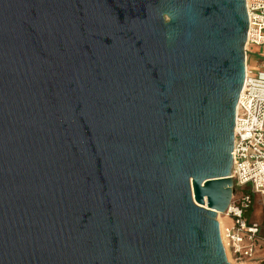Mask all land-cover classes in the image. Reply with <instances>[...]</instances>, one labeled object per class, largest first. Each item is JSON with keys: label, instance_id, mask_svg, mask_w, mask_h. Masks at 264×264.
Segmentation results:
<instances>
[{"label": "water", "instance_id": "95a60500", "mask_svg": "<svg viewBox=\"0 0 264 264\" xmlns=\"http://www.w3.org/2000/svg\"><path fill=\"white\" fill-rule=\"evenodd\" d=\"M245 0H0V264H233Z\"/></svg>", "mask_w": 264, "mask_h": 264}, {"label": "built area", "instance_id": "2783aa9c", "mask_svg": "<svg viewBox=\"0 0 264 264\" xmlns=\"http://www.w3.org/2000/svg\"><path fill=\"white\" fill-rule=\"evenodd\" d=\"M245 5L249 28L245 78L234 120L231 171L234 193L224 212L228 223L220 228V234L226 252L239 260L257 261L262 246L259 237L264 228V0H245ZM255 200L262 210L261 222H251L244 215ZM257 264H264V260Z\"/></svg>", "mask_w": 264, "mask_h": 264}, {"label": "rangeland", "instance_id": "374dc122", "mask_svg": "<svg viewBox=\"0 0 264 264\" xmlns=\"http://www.w3.org/2000/svg\"><path fill=\"white\" fill-rule=\"evenodd\" d=\"M259 206L260 205H259L258 201L255 200L254 206H253V207H255V212L251 218L249 217V220L251 222H261V215H260V207ZM218 216L220 217L221 221L223 222L222 224L228 223V218L224 212H222ZM259 238H260V240H262V242H264V228H262ZM261 247H263V250H262V253H261V251H258V257L259 256H262V257H259V259H257V261L264 260V244H262ZM226 254H227L229 261L232 262L233 264H257V261H251L250 259H243V260L240 259L239 260L236 257H234L233 254L229 251L226 252Z\"/></svg>", "mask_w": 264, "mask_h": 264}, {"label": "crops", "instance_id": "0c3cea01", "mask_svg": "<svg viewBox=\"0 0 264 264\" xmlns=\"http://www.w3.org/2000/svg\"><path fill=\"white\" fill-rule=\"evenodd\" d=\"M260 205V204H259ZM254 206V203H253V205H252V207ZM260 207V206H259ZM253 211H252V213H251V215H250V218L253 216V214H254V212H255V207H253V209H252ZM260 215H261V220H262V210H261V207H260ZM262 241V240H261ZM262 244H264V242H262ZM261 244V245H262ZM262 250H263V247H260L259 248V250L258 251H261V253H262ZM259 257H262V256H259Z\"/></svg>", "mask_w": 264, "mask_h": 264}, {"label": "trees", "instance_id": "16d2710c", "mask_svg": "<svg viewBox=\"0 0 264 264\" xmlns=\"http://www.w3.org/2000/svg\"><path fill=\"white\" fill-rule=\"evenodd\" d=\"M253 208L252 207H250V205H249V207L245 210V213H244V215L246 216V218H249L250 217V215H251V213H252V210Z\"/></svg>", "mask_w": 264, "mask_h": 264}, {"label": "bare ground", "instance_id": "6f19581e", "mask_svg": "<svg viewBox=\"0 0 264 264\" xmlns=\"http://www.w3.org/2000/svg\"><path fill=\"white\" fill-rule=\"evenodd\" d=\"M218 222L220 224V228L222 229V227L224 226V224H222L223 222L221 221L220 217L218 216Z\"/></svg>", "mask_w": 264, "mask_h": 264}]
</instances>
